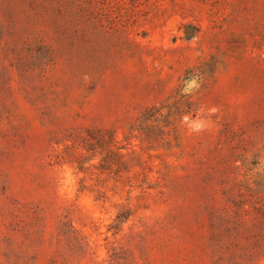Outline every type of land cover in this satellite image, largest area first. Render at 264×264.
<instances>
[{
    "label": "rangeland",
    "instance_id": "1",
    "mask_svg": "<svg viewBox=\"0 0 264 264\" xmlns=\"http://www.w3.org/2000/svg\"><path fill=\"white\" fill-rule=\"evenodd\" d=\"M0 264H264V0H0Z\"/></svg>",
    "mask_w": 264,
    "mask_h": 264
}]
</instances>
